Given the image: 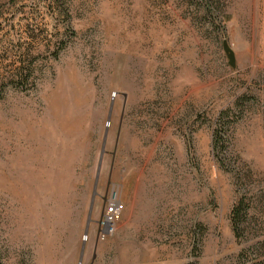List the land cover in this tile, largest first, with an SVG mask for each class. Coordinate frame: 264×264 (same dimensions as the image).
Segmentation results:
<instances>
[{
  "label": "rangeland",
  "instance_id": "1",
  "mask_svg": "<svg viewBox=\"0 0 264 264\" xmlns=\"http://www.w3.org/2000/svg\"><path fill=\"white\" fill-rule=\"evenodd\" d=\"M0 264H264V0H0Z\"/></svg>",
  "mask_w": 264,
  "mask_h": 264
},
{
  "label": "built area",
  "instance_id": "2",
  "mask_svg": "<svg viewBox=\"0 0 264 264\" xmlns=\"http://www.w3.org/2000/svg\"><path fill=\"white\" fill-rule=\"evenodd\" d=\"M126 209V205L121 199L118 186L115 185L109 192L106 199V207L98 225V238L106 240L112 236L116 230L117 223L121 220Z\"/></svg>",
  "mask_w": 264,
  "mask_h": 264
},
{
  "label": "water",
  "instance_id": "3",
  "mask_svg": "<svg viewBox=\"0 0 264 264\" xmlns=\"http://www.w3.org/2000/svg\"><path fill=\"white\" fill-rule=\"evenodd\" d=\"M225 50L229 56L230 63L232 65H235V54H234L233 50L229 47L227 42H225Z\"/></svg>",
  "mask_w": 264,
  "mask_h": 264
},
{
  "label": "trees",
  "instance_id": "4",
  "mask_svg": "<svg viewBox=\"0 0 264 264\" xmlns=\"http://www.w3.org/2000/svg\"><path fill=\"white\" fill-rule=\"evenodd\" d=\"M240 209H241L240 206H239L238 208L235 209V211H234V215H235V216H238V215H239V213H240V211H241Z\"/></svg>",
  "mask_w": 264,
  "mask_h": 264
}]
</instances>
